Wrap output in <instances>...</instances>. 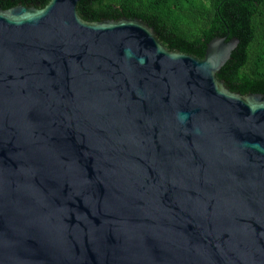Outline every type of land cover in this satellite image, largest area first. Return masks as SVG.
Instances as JSON below:
<instances>
[{
    "label": "water",
    "instance_id": "water-1",
    "mask_svg": "<svg viewBox=\"0 0 264 264\" xmlns=\"http://www.w3.org/2000/svg\"><path fill=\"white\" fill-rule=\"evenodd\" d=\"M82 0L0 9V264H264V95Z\"/></svg>",
    "mask_w": 264,
    "mask_h": 264
},
{
    "label": "trees",
    "instance_id": "trees-1",
    "mask_svg": "<svg viewBox=\"0 0 264 264\" xmlns=\"http://www.w3.org/2000/svg\"><path fill=\"white\" fill-rule=\"evenodd\" d=\"M50 0H0V9L21 3L41 10ZM87 22L139 19L170 51L204 58L215 37L239 44L217 78L234 93L264 95V0H82Z\"/></svg>",
    "mask_w": 264,
    "mask_h": 264
}]
</instances>
